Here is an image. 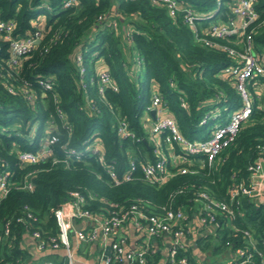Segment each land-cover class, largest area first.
<instances>
[{"label": "trees", "instance_id": "trees-1", "mask_svg": "<svg viewBox=\"0 0 264 264\" xmlns=\"http://www.w3.org/2000/svg\"><path fill=\"white\" fill-rule=\"evenodd\" d=\"M180 1L200 13L212 12L211 17L197 19L202 33L211 22L226 18L222 12L228 11L232 0H222L218 11L217 0ZM114 14L119 15V29L131 27L127 33L119 35L108 24L107 17ZM101 15L105 16L103 21L99 19ZM0 18L14 20L16 38L33 32L35 21L43 30L40 44L27 54L16 75L6 65L8 43L0 40V171L9 172L10 183L0 203V235L7 222L11 232L0 243V264H27L33 258L24 243L25 229L18 218L30 211L38 216L34 225L43 237L57 235L54 211L70 200L73 192L85 197V209L93 214L127 210L134 203L148 214H155L172 204L184 209L188 216L185 223L189 224L202 206L199 193L206 191L230 203V187L236 182H248L249 167L264 145V94L256 91V80L249 87L252 114L214 167L179 174L162 186L144 180L140 170L142 163L158 159L146 127L154 91H158L162 106L190 140L206 138L215 121H224L242 104L235 77H221V72L235 61L224 51L198 43L183 16L174 19L151 0H80V6L72 8H64L63 0H0ZM251 28L255 52L264 57V24L259 21ZM77 53L83 56V77L75 62ZM102 68L109 71L118 86L117 91L108 89L104 96L98 92V71ZM47 79L51 90L42 96L39 81ZM6 84L13 86L14 93L7 90ZM88 100L95 105V111ZM183 100L187 108L182 107ZM217 111L221 115L214 118ZM120 121L128 124L135 137L121 136ZM48 131L60 137L50 146L51 157L34 165L20 163L17 152L40 149ZM93 144L100 145L106 164L113 165L120 177L130 170L134 160L137 169L133 180L115 185L106 166L88 150ZM72 150L79 154H71ZM69 154V165L53 163V159L61 160ZM26 182L32 184L31 190L22 188ZM235 208L237 217L233 222L237 229L225 225V217L219 215L222 225L215 235L205 233L197 238L198 249L208 255L235 253L241 248L252 250L244 236V231L249 230L257 249L264 251V204L244 196L239 208ZM214 238L219 240L218 245ZM194 250L192 246L179 257L186 256L189 264H198ZM60 252L64 250L48 249L41 255V262L34 259L30 264H42ZM162 258L155 251L146 264H159ZM219 263L222 262L211 264Z\"/></svg>", "mask_w": 264, "mask_h": 264}, {"label": "built area", "instance_id": "built-area-1", "mask_svg": "<svg viewBox=\"0 0 264 264\" xmlns=\"http://www.w3.org/2000/svg\"><path fill=\"white\" fill-rule=\"evenodd\" d=\"M151 1L155 5L165 8L174 19L183 16L184 23L188 24L194 31L198 43L224 51L235 61L233 65L226 67L221 72V77H235L236 89L242 99L241 107L214 126L206 138L190 140L181 133L173 116H161L165 110L162 106V97L158 91H154L152 103L147 109L149 114L146 117L150 116L152 110H156V117L151 122L146 123V127L152 137L154 153L158 159L142 163L140 170L144 180L150 184L162 186L179 174L195 173L201 167H214L221 153L235 142L242 124L252 114L254 104L249 87L254 80H256V91L260 95L264 94V57L255 52L251 28L253 24L259 21L260 24H264V7L263 9L260 8L261 4L264 5V0H232L228 3V11L222 12L226 18L211 22L208 27L203 29L202 33H199L197 19L211 17L212 12L209 14L200 13L180 0ZM217 3L216 11L220 9L222 0H217ZM79 6L80 0H63L64 8ZM118 16V14H114L106 19L108 24L117 32L120 30ZM104 18L105 16L101 15L99 19L103 21ZM33 23L36 27L33 32L25 37L16 38L13 36L14 20L5 21L0 18V40L8 43L6 65L12 74H19L27 54L40 44H37L36 41L41 42L43 38L42 26H39L36 21ZM128 37L130 39V32ZM75 62L79 74L83 77L86 68L81 53H77ZM39 85L43 90L42 96L46 95V91L51 90V82L48 79L40 80ZM82 86L85 89L86 84L83 82ZM6 88L10 93L15 91L12 85L6 84ZM108 89L117 91L118 86L109 71L102 68L98 71V92L104 96ZM29 95L31 96L32 92ZM88 104L91 110H96L95 105L91 104L89 100ZM181 105L184 108L188 107L184 100ZM220 115L221 112L217 111L213 117L218 118ZM61 116L64 115L61 113ZM118 131L123 137H135L133 132L128 129V124L125 121H120ZM59 140L58 134L50 135L48 131L41 141L40 149L34 152L18 151L17 160L23 165L37 164L51 157L50 146ZM88 150L97 157L101 164L106 166L111 181L115 185L133 180V173L137 169L134 160L131 161L130 170L120 177L113 165L106 164L104 152L99 144L91 145ZM259 151L258 158L249 167L248 182H236L230 187V203L219 201L206 191L199 193L202 206L195 214L200 226V231L197 233L198 238L210 232L209 228L217 229L218 226L222 225L218 221L219 215L225 217V225L227 224L236 230L233 222L237 217L235 205L239 208L242 197L246 196L264 204V145L259 147ZM71 154L79 153L72 150ZM69 159L70 154L69 157L61 160L53 159V163L69 165ZM22 188L31 190L32 184L26 182ZM9 189V172L2 169L0 171V203L7 196ZM85 204V197L78 192H73L72 198L54 211L55 221H57L59 228L58 234L54 236H42L34 225L39 221V218L30 211L18 218L17 221L24 225V234L32 239L33 250L36 253H43L48 249L53 251L63 249L62 264H80L76 256L78 246L81 243L93 244L98 241H102L104 244L108 243L111 248L110 254L102 256L100 264H146L148 256L157 251L152 239L165 235L170 237L167 264H189L188 257H179V255L190 250L195 245L197 238L195 241L192 240L195 235L194 229L190 223H185L188 216L183 208H175L170 204L163 206L160 213L148 214L139 204L134 203L127 210L121 208L108 215H99L85 209ZM82 219L94 220L96 224L89 229H75L73 221ZM128 224H133L137 229L146 232L145 242L137 249H131L127 245V237L123 229ZM73 231L76 242L72 240ZM10 233V226L7 222L3 226L0 243L7 240ZM244 236L251 244L252 250L241 248L235 253L231 252L232 258L226 263L219 264H264V251L257 249L253 233L246 230ZM29 250L33 252L32 249L29 248ZM255 257L260 260H255ZM42 264L57 263L46 260Z\"/></svg>", "mask_w": 264, "mask_h": 264}, {"label": "crops", "instance_id": "crops-1", "mask_svg": "<svg viewBox=\"0 0 264 264\" xmlns=\"http://www.w3.org/2000/svg\"><path fill=\"white\" fill-rule=\"evenodd\" d=\"M130 28L131 27L128 25V26H126V28H123L122 30L121 29L120 30L122 31V34H123V33H127L128 30H130ZM99 64H102V63L98 62V65ZM165 115H171L167 109H165L163 111L161 116H165ZM153 118L154 117L152 115H150L149 117H146V123L151 122V120H153ZM95 224H96V222L94 220L82 219V220L77 221V224L74 225V228L75 229H84V228L89 229V228L93 227ZM190 225L194 229L195 235H194V237H192V240L195 241V239L198 238L197 233L200 231V226L198 225L197 218H196L195 214H194L193 220L190 221ZM209 231L213 235L216 234V229L209 228ZM123 232H124L125 236L127 237V245L131 249L139 248L142 245V243L145 242V240H146L145 230L137 229L133 224H128L123 229ZM210 232H207V234H209ZM71 236H72V240L74 242H76L75 236H74V231L71 234ZM24 239H25L24 243L33 251L32 252L33 253L32 260L35 259V260L41 262L43 260V258L40 259V257L43 253H36L35 250H33L32 239H30L26 235L24 236ZM169 241H170V237L168 235L152 239V243L154 244V247L157 249V252H160L162 254V257H163L160 260L159 264H167V253H168ZM109 246L110 245L108 243L104 244L102 241L94 242L93 244L81 243L78 246L77 251H76L77 259L80 262V264H100L102 256L104 254H110L111 253V250L109 251V253H107V251H108L107 248ZM193 247L195 249L194 254L196 255V259H197L198 264H202L203 260L205 258H207L208 256H210V254L208 255L207 253H203L200 249H198L196 247V245H193ZM58 254H59V256L55 255L57 257L52 258L51 261H61L62 262V255L63 254H62V252H60ZM223 256L226 257L227 261H229V259L232 258V254H230V252L224 253ZM32 260L27 262V264H30V262ZM226 262H224V263H226Z\"/></svg>", "mask_w": 264, "mask_h": 264}, {"label": "rangeland", "instance_id": "rangeland-1", "mask_svg": "<svg viewBox=\"0 0 264 264\" xmlns=\"http://www.w3.org/2000/svg\"><path fill=\"white\" fill-rule=\"evenodd\" d=\"M118 34H119V35H123L121 30L118 31ZM228 115H230V113H228ZM223 119H224V118H223ZM223 119H219V120L215 121L214 124L211 126V129H212L214 126L218 125ZM213 242H214V244H216V245L219 244V240H218L217 238H214V239H213ZM202 260H203V259H202ZM216 261L224 263V262L227 261V259H226V257L223 256L222 253L217 254V255L210 254V256H208L207 258H205V259L203 260L202 264H211V263L216 262ZM32 264H39V262H38V263H34V262H33Z\"/></svg>", "mask_w": 264, "mask_h": 264}, {"label": "water", "instance_id": "water-1", "mask_svg": "<svg viewBox=\"0 0 264 264\" xmlns=\"http://www.w3.org/2000/svg\"><path fill=\"white\" fill-rule=\"evenodd\" d=\"M36 43L39 44L40 41L37 40ZM151 115H152L153 117H156V110H152V111H151ZM73 223H74V225H76V224H77V221L74 220ZM107 250H108L107 253H109V251H110V246L107 248Z\"/></svg>", "mask_w": 264, "mask_h": 264}]
</instances>
